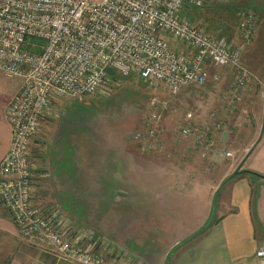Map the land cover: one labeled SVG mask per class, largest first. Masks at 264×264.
Masks as SVG:
<instances>
[{"label": "built area", "instance_id": "2783aa9c", "mask_svg": "<svg viewBox=\"0 0 264 264\" xmlns=\"http://www.w3.org/2000/svg\"><path fill=\"white\" fill-rule=\"evenodd\" d=\"M206 2L0 0V73L23 80L4 111L11 142L0 160V201L21 236L46 243L60 258L75 264H130L117 256L113 246L96 250L99 239L94 229L74 231L58 208L42 211L32 203L35 165L29 161V142L41 119L57 116L54 97L110 95L116 81L110 78L111 70L121 75L137 74L151 84L166 87L171 95L188 84L204 83L208 63L232 67L237 86L246 84L249 74L240 65L243 46L235 39L226 42L206 33L185 15L186 6L201 7ZM237 19L240 34L252 37L257 28L255 12L251 8L241 10ZM168 37L193 47V56L185 49L173 48ZM32 38L42 40L36 51L27 49ZM229 95L230 100L236 97L233 90ZM149 107L152 110L146 127L131 135L144 151L159 147L156 131L162 130L161 113L167 101L153 96ZM213 115L205 123L193 124L188 112L178 132L192 138L203 156L209 150L211 133L222 126ZM255 256L258 264H264V241Z\"/></svg>", "mask_w": 264, "mask_h": 264}, {"label": "rangeland", "instance_id": "374dc122", "mask_svg": "<svg viewBox=\"0 0 264 264\" xmlns=\"http://www.w3.org/2000/svg\"><path fill=\"white\" fill-rule=\"evenodd\" d=\"M254 1H257V5ZM248 8L256 12L258 28L260 19L264 18V0H229L226 3L207 0L201 7H185L191 21L206 33L214 34L216 38L222 35L226 42L235 39L243 46L240 65L249 74L248 82L243 86H237L236 73L230 67L221 68L208 63L206 68L209 75L204 83L183 86L175 95L169 94L161 84H151L137 74L119 75L111 70L110 78L116 81L110 95H90L75 99L54 97L56 102L52 104L54 111L59 109L57 116L41 119L38 131L29 142V161L35 165L32 168V193L36 179L50 183L55 176L57 183L66 184L68 181L65 178L73 177L70 168L77 166L74 170L79 185L75 195L80 198L77 201L80 213L74 220L67 215L79 227L94 229L95 238L100 239L105 234L114 238L124 236L122 231L126 224L122 225L126 218L115 216L113 211L120 205L119 199L125 200L124 197L130 193L118 180L120 172L126 173V169L121 168L125 161L132 164L137 162L142 167L139 170L143 179L158 176L171 180L188 179L190 185L186 187L192 191L206 190L203 192L208 193L210 190L217 194L214 188L221 179L240 169V160L246 156L247 149L252 148L255 131L258 132L263 123L264 55L261 62L253 67L247 51L252 48V44L247 43L251 37L245 38L238 30L237 14ZM33 39L35 44L29 43L27 49L36 51L35 46L41 44L42 40ZM167 41L173 48L185 49L190 57L193 56V47L173 42L170 37ZM258 52L264 54V46L261 44ZM22 83L20 77L0 73V95L17 93ZM231 90L236 95L233 100L229 99ZM153 96L166 100L167 107L161 113L162 130L156 131L159 147L153 151H144L131 135L146 127L152 110L149 100ZM72 100H76L74 102L77 106L71 107V110L69 107ZM188 112L192 113L193 124L207 122L211 114L222 122L221 128L211 133L209 150L204 156L192 138L178 133ZM8 150L9 147L6 153ZM224 152L231 153L226 155ZM253 163L255 171L264 172V160ZM60 164L63 165L62 169L59 168ZM43 167L49 176L42 177V173H46ZM127 175L133 179L131 171ZM48 186L52 188L49 189L51 197H56L54 185ZM259 186L260 183H257V189ZM110 192L114 193L118 201L109 200ZM54 202L61 206L58 201ZM103 243L99 240L95 249L103 250Z\"/></svg>", "mask_w": 264, "mask_h": 264}, {"label": "crops", "instance_id": "0c3cea01", "mask_svg": "<svg viewBox=\"0 0 264 264\" xmlns=\"http://www.w3.org/2000/svg\"><path fill=\"white\" fill-rule=\"evenodd\" d=\"M247 43L252 44L247 51L249 62L255 67L264 55L258 52L260 44L264 46V18L260 19L258 28ZM13 95L14 92L0 95V159L11 140V128L4 111ZM72 102L71 110L77 106ZM253 138L252 148L247 149L246 156L240 160V170L264 175L263 171L252 168L255 164L252 162L264 160V116ZM76 168H70L73 177L66 174V184L57 183L55 176L50 183L36 179L32 203L42 211L58 208L74 220L80 213L77 204L80 198L75 195L79 185L75 177ZM121 168L126 169V173L120 172L118 180L130 193L124 197L125 200L119 199L120 205L113 212L115 216L126 218L122 225L126 224L122 231L124 236L114 238L105 234L103 239L98 238L104 246H113L118 257L130 264H258L255 251L264 241V178L240 174L226 180L229 174L216 185L215 194L210 190L208 193L202 189L200 192L192 191L186 187L190 185L188 179L171 180L163 176L143 179L139 170L142 167L137 162L125 161ZM43 171L49 176L44 167ZM129 171L133 173V179L127 175ZM42 177H46L44 173ZM257 183H260L258 189ZM48 185H54L56 197H51L49 189L52 188ZM144 185L149 187L144 188ZM113 194L109 193V200L118 201ZM72 219L74 231L89 228L79 227ZM0 264L75 263L60 258L56 250L46 243L21 236L9 211L0 201Z\"/></svg>", "mask_w": 264, "mask_h": 264}, {"label": "trees", "instance_id": "16d2710c", "mask_svg": "<svg viewBox=\"0 0 264 264\" xmlns=\"http://www.w3.org/2000/svg\"><path fill=\"white\" fill-rule=\"evenodd\" d=\"M186 10H187V8H186ZM186 10H185V15H187V12H186ZM256 13V12H255ZM256 16V15H255ZM191 20V19H190ZM257 20V19H256ZM192 22V21H191ZM193 23V22H192ZM194 24V23H193ZM196 25V24H195ZM214 35V34H213ZM218 37H220V35H218ZM221 37H222V35H221ZM33 38L30 40V43H33ZM181 44V43H180ZM183 45V44H182ZM213 65V64H212ZM215 66V65H214ZM242 66V65H241ZM217 67H219V66H217ZM230 66H226V67H221V68H229ZM244 67V66H243ZM231 68V70H233L234 71V69L232 68V67H230ZM119 75H121V74H119ZM115 77V76H114ZM240 174H247V175H249L250 177H252V178H255V177H261V178H264V175L263 174H259V173H257V172H254V171H250V170H245V169H237V170H235V171H233L227 178H226V180H228V179H230V178H232V177H234V176H236V175H240ZM210 223H208L207 224V226L209 225Z\"/></svg>", "mask_w": 264, "mask_h": 264}]
</instances>
